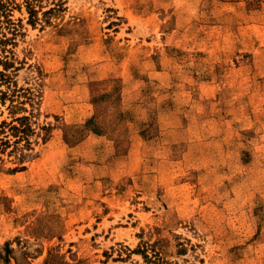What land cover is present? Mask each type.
<instances>
[{"label": "rangeland", "instance_id": "1", "mask_svg": "<svg viewBox=\"0 0 264 264\" xmlns=\"http://www.w3.org/2000/svg\"><path fill=\"white\" fill-rule=\"evenodd\" d=\"M15 1L0 264H264V0Z\"/></svg>", "mask_w": 264, "mask_h": 264}, {"label": "trees", "instance_id": "2", "mask_svg": "<svg viewBox=\"0 0 264 264\" xmlns=\"http://www.w3.org/2000/svg\"><path fill=\"white\" fill-rule=\"evenodd\" d=\"M44 0H22V4L28 15V23L35 25L39 20L38 15L42 16L45 24H50L51 19L56 17L63 11V4L60 1H53L50 6L43 7L42 3ZM13 6H16L15 0H0V31L4 29V25L7 28L13 24L10 19ZM4 41L0 38V45ZM8 68L10 65L7 61L1 62L0 64ZM10 105V113L15 114V110H26L21 106L22 103ZM34 133V129L29 123L28 116L15 117L10 123L5 121L0 123V154H7L13 157L15 168L12 171H18L23 168L22 164L25 160L31 157V143L29 136ZM1 161V159H0Z\"/></svg>", "mask_w": 264, "mask_h": 264}]
</instances>
